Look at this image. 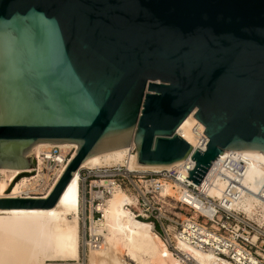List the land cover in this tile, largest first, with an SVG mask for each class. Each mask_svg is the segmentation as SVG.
<instances>
[{
	"label": "water",
	"instance_id": "obj_1",
	"mask_svg": "<svg viewBox=\"0 0 264 264\" xmlns=\"http://www.w3.org/2000/svg\"><path fill=\"white\" fill-rule=\"evenodd\" d=\"M193 112V184L225 151L264 156V0H0V169L77 146L45 199L1 210L50 209L83 161L131 143L138 166L182 163Z\"/></svg>",
	"mask_w": 264,
	"mask_h": 264
},
{
	"label": "bare ground",
	"instance_id": "obj_2",
	"mask_svg": "<svg viewBox=\"0 0 264 264\" xmlns=\"http://www.w3.org/2000/svg\"><path fill=\"white\" fill-rule=\"evenodd\" d=\"M191 113L179 126L178 135L189 145L197 147L199 135L193 127L204 131L205 127ZM51 145H57L66 152L77 146L65 144H35L31 148L33 159ZM71 153V152H70ZM126 149L100 155L80 164V168H94L120 164ZM232 162V172L224 171L226 178L217 176L211 179L210 194L220 198L229 183L237 181L234 200L237 209L243 211L249 219L264 228V156L247 151L224 152L221 156ZM219 159V158H218ZM180 163L169 164L163 168L138 166L133 160L129 167L142 172H160L172 169ZM27 170L0 169V199H45L52 190L62 172H56L40 197L30 196L40 189L35 179L20 175ZM38 177H42L38 174ZM77 179L75 172L59 199L47 210L0 209V264H46L47 262L67 261L84 264L79 261V226L77 215ZM176 185L165 184L162 195H173ZM133 204L132 198L117 189L109 196L102 212V220L95 230L102 235L103 243L99 249L88 248L87 264H173L171 255L160 236L153 231L149 222L137 220L126 206ZM178 249L187 253L201 264H215L210 253H202L181 240L176 241Z\"/></svg>",
	"mask_w": 264,
	"mask_h": 264
},
{
	"label": "built area",
	"instance_id": "obj_3",
	"mask_svg": "<svg viewBox=\"0 0 264 264\" xmlns=\"http://www.w3.org/2000/svg\"><path fill=\"white\" fill-rule=\"evenodd\" d=\"M199 135V144L182 163L172 169L160 172H142L131 169L135 160L136 148L131 143L126 149L122 163L110 166L77 169V215L81 230V247L99 249L103 243L102 235L97 233L102 220L103 208L113 191L120 189L133 204L126 205L134 218L149 222L168 249L173 264H201L176 245L177 240L194 247L202 253H210L215 264H264V228L249 219L237 209L234 200L237 181L229 183L220 198L210 194L211 179L232 172V162L218 157L213 162L199 185L189 180L188 171L195 163L191 161L194 151L206 150L208 138L192 128ZM178 132V129H177ZM178 134V133H177ZM179 136V135H178ZM74 149L66 152L57 145H51L33 157L35 169L20 175L35 179L40 189L30 196L40 197L47 185L52 182L56 172H62L71 159ZM71 152V153H70ZM41 174L42 177H38ZM172 184L173 195H162L165 184ZM46 264H76L75 262H47Z\"/></svg>",
	"mask_w": 264,
	"mask_h": 264
},
{
	"label": "rangeland",
	"instance_id": "obj_4",
	"mask_svg": "<svg viewBox=\"0 0 264 264\" xmlns=\"http://www.w3.org/2000/svg\"><path fill=\"white\" fill-rule=\"evenodd\" d=\"M31 158V157H30ZM264 225V224H263ZM79 261L80 263H84V264H87V261H86V255H87V251H83L82 247H81V230L79 229Z\"/></svg>",
	"mask_w": 264,
	"mask_h": 264
}]
</instances>
